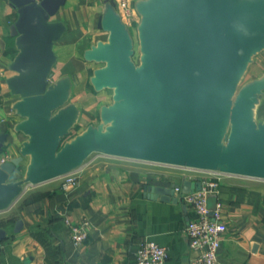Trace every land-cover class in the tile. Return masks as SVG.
Here are the masks:
<instances>
[{
  "label": "water",
  "instance_id": "obj_1",
  "mask_svg": "<svg viewBox=\"0 0 264 264\" xmlns=\"http://www.w3.org/2000/svg\"><path fill=\"white\" fill-rule=\"evenodd\" d=\"M5 1L19 14L16 75L7 84L18 98L14 132L27 139L18 157L0 164V212L27 186L59 179L92 154L264 181V119L255 120L264 76L240 85L264 50V0H139L137 61L130 30L106 4L107 40L83 59L100 64L89 83L110 90L112 102L100 107L98 125L67 141L79 110L69 103L70 78L50 83L60 33L47 22L65 0ZM8 136L0 133V152ZM183 187L190 192L189 182ZM175 188L145 192L176 203Z\"/></svg>",
  "mask_w": 264,
  "mask_h": 264
},
{
  "label": "crops",
  "instance_id": "obj_2",
  "mask_svg": "<svg viewBox=\"0 0 264 264\" xmlns=\"http://www.w3.org/2000/svg\"><path fill=\"white\" fill-rule=\"evenodd\" d=\"M137 1L130 3L134 6ZM109 2L115 3L65 0L47 21L60 33L51 48L55 58L50 70L52 82L70 78L69 103L79 110L71 131L73 135L77 130L74 136L99 123L98 92L86 85L89 73L96 68L84 61L83 54L97 42H106L108 34L100 22ZM18 22V12L0 0V133L9 134L0 157L8 156L7 161L18 157L27 139L14 132L20 118H14L11 106L18 98H13L7 84L16 75L11 66L19 54ZM252 64L253 76L247 82L264 76V50ZM263 119L264 93L255 108L256 122ZM27 163L25 158L21 169ZM201 178L202 174L189 169L99 158L84 168L74 188L62 190L59 179L28 187L0 212V264H135L134 254L144 241L166 248L164 264H189L196 252L190 249L184 230L194 218L192 208L180 193H175L174 203L151 199L145 190L176 185L187 194L183 184L190 183L191 193ZM216 202L221 204V219L227 228L217 252L218 264H264V181L225 176L218 195L208 197V208L214 209ZM65 220L88 222L87 239L81 246L72 244Z\"/></svg>",
  "mask_w": 264,
  "mask_h": 264
},
{
  "label": "built area",
  "instance_id": "obj_3",
  "mask_svg": "<svg viewBox=\"0 0 264 264\" xmlns=\"http://www.w3.org/2000/svg\"><path fill=\"white\" fill-rule=\"evenodd\" d=\"M114 2L115 9L128 30L135 24L137 26L139 16L130 0H114ZM99 158L110 159L111 157L102 154H92L81 166L59 178L61 189L66 191L76 187L80 173ZM7 160L8 156L2 155L0 164ZM198 172L202 174V178L199 181V190L187 194L181 193L180 188H175L174 190L175 193H180L182 200L194 212V218L188 222L184 230L189 240L190 249L196 252V256L189 261V264H218L217 252L227 228L221 219V204L216 202L214 209L211 210L208 208L207 199L210 195H218L221 179L228 175L216 172ZM28 187L33 186L29 185L26 189ZM65 223L72 244L76 247L81 246L87 239L88 222L72 223L65 220ZM167 256V250L163 246L152 241H144L134 254V260L135 264H164Z\"/></svg>",
  "mask_w": 264,
  "mask_h": 264
},
{
  "label": "rangeland",
  "instance_id": "obj_4",
  "mask_svg": "<svg viewBox=\"0 0 264 264\" xmlns=\"http://www.w3.org/2000/svg\"><path fill=\"white\" fill-rule=\"evenodd\" d=\"M129 30H130V33H131L133 39H134V47H135V50H136V57H135V60L137 61V56H138V42H137V37H136V24H135L132 28H130ZM260 53H261V52H260ZM257 55H258V54H257ZM257 55H256V56H257ZM256 56H255V57H256ZM92 66H95V67H92V68L94 69V68H98V67H100V64H95V65H92ZM252 69H253V64L251 63V64L249 65L248 70L246 71L244 77L242 78V80H241V84H240V85H243L244 83H246L247 81H249L250 78H252L253 75H252V73H250V72L252 71ZM91 70H92V69H91ZM88 76L90 77V76H91V73H89ZM89 77H88V80H87L86 85L89 86V87H91V86H90V83H89ZM91 88H92V87H91ZM92 90H93V89H92ZM111 96H112V92H111L110 90H103V91H100V92H98V95H96L95 99H97V103H96L97 107H96V109H97V117H98V118H99V112H98L99 106H101V105H109V104H111V102H112V100H111ZM13 98H16V97L13 96ZM2 104H3V103H2L1 96H0V105H2ZM11 112H12V110H11ZM11 114L14 116V118H16V119L19 118L18 116H15V113L12 112ZM75 133H77V130H75L74 134H75ZM74 134H73V135L71 134V135L66 139V141L69 140V139H71V138H73V137H74ZM208 206H209V205H208Z\"/></svg>",
  "mask_w": 264,
  "mask_h": 264
},
{
  "label": "trees",
  "instance_id": "obj_5",
  "mask_svg": "<svg viewBox=\"0 0 264 264\" xmlns=\"http://www.w3.org/2000/svg\"><path fill=\"white\" fill-rule=\"evenodd\" d=\"M134 59H135V57H134Z\"/></svg>",
  "mask_w": 264,
  "mask_h": 264
}]
</instances>
